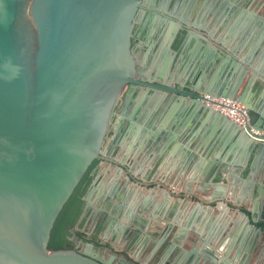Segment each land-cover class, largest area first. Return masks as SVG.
<instances>
[{
	"label": "water",
	"instance_id": "obj_1",
	"mask_svg": "<svg viewBox=\"0 0 264 264\" xmlns=\"http://www.w3.org/2000/svg\"><path fill=\"white\" fill-rule=\"evenodd\" d=\"M140 6L139 0H0V264H110L112 257L104 260L87 242L80 250L61 249L60 242L101 158L124 90L128 94L138 86L187 97L193 107L205 110L212 130L264 150V140L250 139L199 101V94L236 100L245 107L249 125L264 128V118L253 110L259 92L246 95L260 76L249 57L223 48L218 69L223 80L215 84L200 85L186 72L173 85L153 74L147 77L137 68L131 47ZM199 13L182 26L164 14L156 43L161 54L171 44L182 50L206 35L197 24ZM90 194L87 190L82 197L79 221ZM246 220L256 235L264 233L250 217ZM137 226L128 247L143 237L144 228ZM167 232L155 236L148 252L152 256L159 250L157 264L165 263L175 243L164 245ZM205 262L213 264L206 257ZM239 264H264V238L252 242Z\"/></svg>",
	"mask_w": 264,
	"mask_h": 264
},
{
	"label": "crops",
	"instance_id": "obj_2",
	"mask_svg": "<svg viewBox=\"0 0 264 264\" xmlns=\"http://www.w3.org/2000/svg\"><path fill=\"white\" fill-rule=\"evenodd\" d=\"M194 6L200 8L197 24L206 36L182 50L171 44L163 54L159 48L141 54L142 47L134 54L137 68L173 85L185 72L190 75L189 62L199 56L203 67L193 80L215 84L223 80L218 70L221 51L232 49L241 58L248 56L260 72L246 95L259 92V106L253 110L264 118V0H181L177 16L187 25L195 18ZM150 31L159 28L153 24ZM191 102L145 87L122 92L92 172L94 187L81 221L88 228L96 211H102L100 219L111 216L105 240L98 235L94 246L86 239L105 260L112 257L110 264H157L159 250L150 256L149 248L164 224L170 225L164 245L175 243L163 264H187L190 259L207 264L205 257L213 264H239L252 242L264 238L246 220L250 217L264 231V150L215 132L204 120L205 110ZM153 209L163 213L149 216ZM137 225L144 228L146 245L130 251L125 235ZM181 255L184 258L177 261Z\"/></svg>",
	"mask_w": 264,
	"mask_h": 264
},
{
	"label": "flooded vegetation",
	"instance_id": "obj_3",
	"mask_svg": "<svg viewBox=\"0 0 264 264\" xmlns=\"http://www.w3.org/2000/svg\"><path fill=\"white\" fill-rule=\"evenodd\" d=\"M139 2L141 5L140 11H139L138 15L136 16V19L134 22L132 39H131L132 52L134 54H136L139 50H141L142 47H144L141 54L145 50L147 52L149 50L148 53L154 54L155 49H156V43H157L158 36L160 33L154 32L151 34L150 29H152L153 24H155L157 26V28H159V29L162 25H164L162 22V19H163V17H165V15H164L165 13H167L168 16H173L172 19L175 23L181 24V22L183 20L177 16V12L181 8V0H139ZM199 10H200V8L194 6L193 7V11H194L193 15H196L199 12ZM141 16H142V18H141ZM183 23H185L187 25L186 22L183 21ZM181 26H182V24H181ZM201 35L203 37L206 36L204 34H201ZM197 40H200V39H197ZM201 67H203L202 57L195 56L189 62V68H191L190 75L192 76L194 73H196L197 70L201 71ZM93 177L94 176L92 175L91 181L88 185L87 190H92V187H94ZM100 212H102V211L98 210L95 212L96 214H95V217H93L94 218L93 224H92V226H90L88 228L82 227L83 222H81L82 220L79 221V218H78L77 223L73 227L72 231L76 230L79 227V223L81 222L80 228H83L85 230L86 239L92 238L93 236L97 237L98 235H100L99 237L101 238V240H105L107 229H108L112 220L110 218L111 216L107 215V214L104 215L103 219H100L98 217L100 215ZM110 212H112V210ZM149 213H150L149 216H151V214H152V216L156 217V215L163 213V212L161 209H159V210L153 209L152 211H149ZM112 214H113V212H112ZM92 215L94 216V213H92ZM164 215L165 216L163 219H166V217L169 216V212L164 213ZM100 221H102V222H100ZM100 224H101V229L103 228L102 230H100L98 227V225H100ZM169 228H170L169 224H164L163 231L166 229L168 231ZM133 235H134V230L128 229L125 236L128 239V238H131ZM71 239L75 240L74 236H71ZM145 241H146V238H145V236H143V242H142L143 246L146 245ZM81 242H83V241L80 239L76 240V243H75L76 249H78V250L82 249ZM111 242H113V239ZM147 244H149V243H147ZM138 245H142V244L139 243ZM138 245L129 246V247L126 246V247L129 248L130 251H134L135 247L137 248V250H139L143 247L142 246L141 248H139ZM150 248H151V246H150ZM93 249L95 250L94 247H93ZM95 251L101 252V250H97V249ZM100 256L105 260L104 256L101 255V253H100Z\"/></svg>",
	"mask_w": 264,
	"mask_h": 264
},
{
	"label": "built area",
	"instance_id": "obj_4",
	"mask_svg": "<svg viewBox=\"0 0 264 264\" xmlns=\"http://www.w3.org/2000/svg\"><path fill=\"white\" fill-rule=\"evenodd\" d=\"M199 101L214 112L224 116L254 141L264 140V128L249 125L245 107L236 100L199 94Z\"/></svg>",
	"mask_w": 264,
	"mask_h": 264
},
{
	"label": "trees",
	"instance_id": "obj_5",
	"mask_svg": "<svg viewBox=\"0 0 264 264\" xmlns=\"http://www.w3.org/2000/svg\"><path fill=\"white\" fill-rule=\"evenodd\" d=\"M91 177L89 181L87 182L86 186L84 187L82 193L80 194L78 200L76 201L74 207L72 208L69 214V217L63 227L62 240L60 242L61 249H73L75 247L76 240H79V239L82 240L83 242H88L86 241L85 230L83 228H80L81 222L79 223V227L76 230L72 231V229L77 223V220L80 216L81 209H82V197L88 188V185L91 181ZM71 236H74L75 240H72ZM90 240H92V244L94 246H98V240L96 239V236H93Z\"/></svg>",
	"mask_w": 264,
	"mask_h": 264
}]
</instances>
